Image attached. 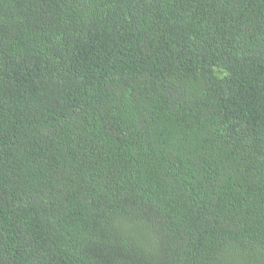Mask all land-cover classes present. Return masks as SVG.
Segmentation results:
<instances>
[{"label": "trees", "instance_id": "trees-1", "mask_svg": "<svg viewBox=\"0 0 264 264\" xmlns=\"http://www.w3.org/2000/svg\"><path fill=\"white\" fill-rule=\"evenodd\" d=\"M0 264H264V0H0Z\"/></svg>", "mask_w": 264, "mask_h": 264}]
</instances>
